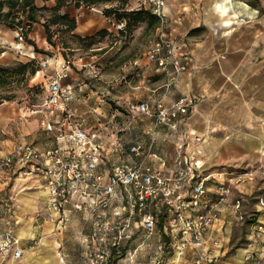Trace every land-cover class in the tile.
I'll return each instance as SVG.
<instances>
[{"label": "crops", "instance_id": "crops-1", "mask_svg": "<svg viewBox=\"0 0 264 264\" xmlns=\"http://www.w3.org/2000/svg\"><path fill=\"white\" fill-rule=\"evenodd\" d=\"M39 2V5L54 4L53 0ZM120 3V0H112L96 7L71 4L64 6L62 11L76 19L74 33L85 36L100 29L117 30L113 18L104 15L102 9ZM121 6L136 8V0H123ZM163 12L167 36L177 43L178 51L192 57L190 73L182 74L178 83L167 86V76L154 69L145 53L131 62L126 89L117 88L119 82L113 71H103L98 76L100 85L96 83L93 89L91 81L78 83L82 77L87 78L86 69L81 75L70 65L68 75L61 81L63 95L55 108L47 106L23 116V107L17 101H0V153L11 149L15 135L41 134L43 130L56 132L50 146L31 142L40 151L69 147L72 144L68 137L70 131L82 126L96 134L103 144V160L99 167L106 179L113 164L130 159V143L137 139L148 140L154 118L139 111L138 102L156 97L170 105L186 92L196 96L198 101L178 130L156 128L154 149L164 148L166 170L174 167L175 145L182 141L197 170L264 166V15L255 14L240 0H165ZM234 15L251 16L252 19L242 23L229 22ZM34 24L46 44L43 26L39 22ZM17 35L18 31L0 25V37L7 38V44L12 47L24 49L27 61L44 59L45 53L14 40ZM155 36L156 26L154 39ZM107 53L108 50H104L98 57L97 54L93 56L101 58L99 64L104 66L108 62ZM54 57L58 61L64 59L62 55L55 54ZM91 57H79L73 65L82 69L92 61ZM54 68L51 63L45 69H39L32 78L46 76V86ZM68 101L80 103L79 109L73 110L80 117V123L74 127L69 125V128L65 126L68 125L65 114L72 111V107L66 106ZM147 161L157 164L151 157ZM209 187L213 196L214 184ZM260 191V179L232 189L206 234L205 247L216 255V264L264 263V230L256 229L258 224L264 228V197L258 193ZM240 197L244 215L253 214V221L236 219L233 204ZM47 201V189L37 173L21 175L16 170L0 171V223L3 224L0 225V239L10 230L18 237L21 249L19 257L12 251H0V264H82L84 249L75 248L72 238L83 240L89 232L88 226L82 224L78 231L63 233L72 221L83 219L82 212L68 205L63 228L57 224L58 215L48 209ZM240 223L241 241L234 237V229ZM141 235L142 230L138 229L133 245ZM157 236L153 235L151 241L155 242ZM166 259V264H193V251L188 249L186 255L177 260Z\"/></svg>", "mask_w": 264, "mask_h": 264}, {"label": "built area", "instance_id": "built-area-1", "mask_svg": "<svg viewBox=\"0 0 264 264\" xmlns=\"http://www.w3.org/2000/svg\"><path fill=\"white\" fill-rule=\"evenodd\" d=\"M164 4L165 0H136L133 9H147L157 18L156 36L146 57L157 72L167 76L169 86L178 83L182 74L192 71V57L178 51L177 43L167 36ZM250 19L251 16L234 15L229 22ZM114 26L124 31L125 21H117ZM51 63L55 68L45 86V103L55 108L63 95L61 81L68 75L70 60L58 61L48 56L38 65L45 69ZM197 101L196 96L186 92L170 105L156 97L139 101L137 109L154 118L148 140L130 143V159L113 164L106 179L99 167L103 144L96 134L82 126L70 131L69 147L42 152L31 142L14 143L9 151L0 153V171L37 173L47 189V207L58 215L57 224L61 227L66 222L68 205L87 217L90 229L84 238L82 264H166V257L172 261L180 259L188 249L193 251V264H216V255L205 247L206 234L233 188L260 179L264 197V166L197 170L182 141L175 145L174 167L166 170L164 148L154 149L156 128L178 130ZM120 152L124 151L120 149ZM148 157L157 164L148 162ZM209 184H214L213 196ZM233 206L236 219H245L241 197ZM138 229L142 235L133 245ZM256 229L264 230L261 224ZM155 234L157 240L152 242ZM18 243V237L8 230L0 239V251H12L19 257Z\"/></svg>", "mask_w": 264, "mask_h": 264}, {"label": "rangeland", "instance_id": "rangeland-1", "mask_svg": "<svg viewBox=\"0 0 264 264\" xmlns=\"http://www.w3.org/2000/svg\"><path fill=\"white\" fill-rule=\"evenodd\" d=\"M37 1V4H40L39 0ZM240 1H242V5L246 6L249 10H254L255 14L264 15V0ZM113 30L114 31H108L105 36L98 39L94 44L91 45V47H85L77 42H73L72 40H68L69 46L62 47L61 42L63 34L59 32L55 26L51 27V41L53 42L52 44L47 41L46 35H44L46 44H43L41 40V32L37 24L32 25L29 37L35 41L37 47L40 50L44 51V58L48 56H54L55 54L62 55L64 59L70 60L71 67H73L79 73H83V70L86 69L85 76L87 78L84 79L85 77H82L80 80H78V83L81 84L83 82L91 81V87L95 89L96 83H98V86L100 85V79L98 76H100L103 71H113L114 76L118 79L119 82L117 88L126 89V80H128V78L131 76L129 74V66L134 59L142 58L145 55L146 50L151 46L154 40V27L148 26L147 22L143 21L133 24L132 28L130 30H127L126 32H121L115 29ZM13 39L17 42H22L25 47H33L19 35V32L17 36L13 37ZM0 42H2L1 39ZM42 46L45 49H42ZM104 50H108V62L106 65L102 66L101 64H99V62H101V58L97 57L99 56V53ZM3 51H5L4 54ZM93 55H96L97 57ZM85 56H92L90 58L92 61L87 63V65L82 67V69L77 67V65H73V61L79 59V57ZM22 62H27V53L26 51H24V49L20 47H12L5 42L0 43V66L13 68ZM38 63L39 62L37 61L35 65L39 70L41 68H39ZM38 70H36V72ZM36 72L34 74H27L24 77L21 75H14L10 83H0V100L4 101L6 100L5 97L10 96L12 100L17 101L22 105L24 110L23 116H27V114L32 113L33 110L44 107L46 108L48 106L45 103L46 94L44 85L46 84V76L42 75L37 77L36 79H33L32 77L36 74ZM107 86L110 87L109 84ZM66 106L72 107V111L70 110L72 113L68 112L65 114L68 123V125L65 124V126H67L68 128L69 125L74 127L75 125H78L80 123V117L77 115V112L73 110L74 108H77L76 110H78L80 107V103L76 102V104H72L71 101H68ZM54 132H56V130H43L41 134L36 133L28 136L15 135L12 141L14 143L20 141H29L34 144H36V142H40L43 146H47L48 144V146H50L53 144V141L55 139ZM258 193L261 194V191ZM76 215L78 216L79 213H76ZM82 216L83 219L81 221H72V223L67 225L66 229L63 230V233L67 231H78L79 227L82 224L84 226L87 225L89 231L90 223L83 213ZM0 225L3 224L0 223ZM62 227L64 228V226ZM234 232V237L239 238V240L241 241V223L238 227H235ZM72 242L75 248L79 250L80 248L84 249V239L79 240L77 237H74L72 238Z\"/></svg>", "mask_w": 264, "mask_h": 264}, {"label": "trees", "instance_id": "trees-1", "mask_svg": "<svg viewBox=\"0 0 264 264\" xmlns=\"http://www.w3.org/2000/svg\"><path fill=\"white\" fill-rule=\"evenodd\" d=\"M44 2L47 0H43ZM54 4L41 5L36 3V0H0V25H6L11 29L18 30L19 35L24 38L26 42L33 46L34 51L44 52L40 50L35 41L29 37L32 25L35 22L41 23L44 28L46 39L51 44L52 33L51 27L63 34L62 47L69 46L68 40L77 42L85 47H91L98 39L102 38L108 33L107 29H100L91 35L81 36L74 33L76 28V19L71 17L67 12H63L62 8L66 5L80 6H97L102 3H107L112 0H53ZM116 7L103 8L104 15L113 18V22L125 21V27L121 32H126L132 28V25L137 22L146 21L148 26H156L157 18L151 11L143 8L139 9H125L121 4ZM37 61L32 58L27 62H22L13 68L0 66V83H10L14 75L26 76L27 74H34L38 68L35 63ZM10 100L11 97H5ZM1 101V100H0ZM253 214L245 216L247 221L251 220Z\"/></svg>", "mask_w": 264, "mask_h": 264}, {"label": "bare ground", "instance_id": "bare-ground-1", "mask_svg": "<svg viewBox=\"0 0 264 264\" xmlns=\"http://www.w3.org/2000/svg\"><path fill=\"white\" fill-rule=\"evenodd\" d=\"M225 13L227 14V12H226V11H225ZM233 14H234V13H233ZM0 39H1V41H2V42H5V43H7V42H6V41L8 40L7 38H5V37H0ZM11 42H12V41H11ZM11 42H10V43H11Z\"/></svg>", "mask_w": 264, "mask_h": 264}]
</instances>
